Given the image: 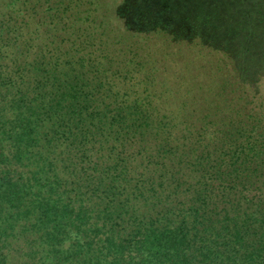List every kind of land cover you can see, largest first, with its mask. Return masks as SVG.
Returning <instances> with one entry per match:
<instances>
[{
  "label": "trees",
  "instance_id": "1",
  "mask_svg": "<svg viewBox=\"0 0 264 264\" xmlns=\"http://www.w3.org/2000/svg\"><path fill=\"white\" fill-rule=\"evenodd\" d=\"M263 77L264 0H0V264H264Z\"/></svg>",
  "mask_w": 264,
  "mask_h": 264
},
{
  "label": "rangeland",
  "instance_id": "2",
  "mask_svg": "<svg viewBox=\"0 0 264 264\" xmlns=\"http://www.w3.org/2000/svg\"><path fill=\"white\" fill-rule=\"evenodd\" d=\"M206 29V30H205ZM194 31L195 30H198V31H200V33H201V35H203L204 37H202V38H204L203 40H201V42L202 43H204V44H209V45H214V46H217V45H219L220 43H222L220 40H211V39H209V37H205V35L207 34V32L208 31H210V29L207 27V26H202V25H197L194 29H193ZM204 31H206L204 34H202V32H204ZM197 36V35H196ZM194 41L193 42H191V44H193V43H196L197 44V42H199V41H197L196 39H193ZM196 40V41H195ZM182 44H185V43H182ZM190 43H187L186 45H189ZM190 44V45H191ZM202 47H204V45L202 46ZM206 48V47H205ZM216 52H218V51H216ZM215 52V53H216ZM217 54V53H216ZM264 78V77H263Z\"/></svg>",
  "mask_w": 264,
  "mask_h": 264
}]
</instances>
